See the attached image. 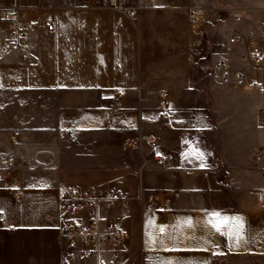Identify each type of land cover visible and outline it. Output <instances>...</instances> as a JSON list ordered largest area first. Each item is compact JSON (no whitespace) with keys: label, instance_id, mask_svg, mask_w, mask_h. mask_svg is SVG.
I'll return each instance as SVG.
<instances>
[{"label":"crops","instance_id":"0c3cea01","mask_svg":"<svg viewBox=\"0 0 264 264\" xmlns=\"http://www.w3.org/2000/svg\"><path fill=\"white\" fill-rule=\"evenodd\" d=\"M261 1L220 26L212 0H197L196 25L185 0H0V264L264 256V92L225 85L215 71L224 62L264 85ZM14 6L33 28L27 58L6 44L2 9ZM75 187L129 193L127 206L94 215L100 232L121 226L124 242L68 249L64 229L88 220L62 203ZM213 213L229 220L220 231Z\"/></svg>","mask_w":264,"mask_h":264},{"label":"built area","instance_id":"2783aa9c","mask_svg":"<svg viewBox=\"0 0 264 264\" xmlns=\"http://www.w3.org/2000/svg\"><path fill=\"white\" fill-rule=\"evenodd\" d=\"M67 2L68 0H61ZM101 0H98V2ZM108 1L110 6L116 8V0ZM187 2V12L189 21L192 25L200 23L199 7L197 0H185ZM136 10L130 9L126 13L129 17L136 16ZM235 24L242 21V15L236 16ZM2 22L5 27L6 44L7 47L17 52L21 57L27 58L30 50V34L32 26L28 20V12L25 8L20 6L8 7L2 9ZM45 27L49 31L54 30V24L51 20L45 22ZM241 41V37L235 35L228 40H220L219 46L222 49L232 48ZM253 62L256 66L260 63V56L255 54ZM215 71L221 74L222 82L225 85L234 88H245L248 90H257L264 92V85L255 81H248L241 73H233L224 62L217 64ZM159 98L162 100V105L166 108L169 105L168 96L165 91L159 93ZM109 116V113L107 114ZM167 114L164 112L161 115L160 123L163 127H167ZM18 135V133H16ZM149 142H154L153 137L147 138ZM14 157L6 159V169L10 170L14 164ZM61 200L64 207L73 213H84L88 215V220L85 223L77 222L63 231L64 239L67 243L68 249L74 250L78 242L89 243L92 241L103 242L106 241L111 244H120L126 238L124 229L114 223L106 225L102 232L99 231L94 215L98 213L101 206L106 205L110 208H117L119 206H127L131 197L128 192L118 190L116 188L95 189V188H69L62 192ZM149 208L154 207V203L150 202ZM4 218L0 216V222ZM64 264H73L72 258L69 257L64 261ZM97 264H116L113 262L98 261Z\"/></svg>","mask_w":264,"mask_h":264},{"label":"rangeland","instance_id":"374dc122","mask_svg":"<svg viewBox=\"0 0 264 264\" xmlns=\"http://www.w3.org/2000/svg\"><path fill=\"white\" fill-rule=\"evenodd\" d=\"M215 8L220 13L219 25L224 26L232 22L238 11H245V17H249V13L260 8L258 4L261 0H212ZM230 264H264V256L258 257H231Z\"/></svg>","mask_w":264,"mask_h":264},{"label":"snow or ice","instance_id":"6c2138e0","mask_svg":"<svg viewBox=\"0 0 264 264\" xmlns=\"http://www.w3.org/2000/svg\"><path fill=\"white\" fill-rule=\"evenodd\" d=\"M198 155H200V157L202 158V154H198ZM212 216H213L214 218H216V221H217V222L214 223L213 226L217 229V231H220V229H221V227H222L223 225H227V224L229 223V220H228V218H226V217L223 218V219L221 220V219H220V214H219V213H213ZM209 223H213V221L210 220ZM240 227H242V225H240ZM161 231H163V229H161ZM228 234L231 235L230 232H229Z\"/></svg>","mask_w":264,"mask_h":264}]
</instances>
